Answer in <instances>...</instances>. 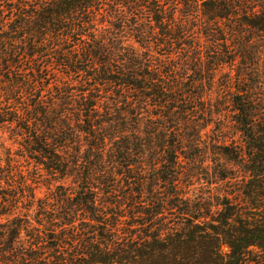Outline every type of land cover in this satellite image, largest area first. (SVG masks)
<instances>
[{
  "label": "trees",
  "instance_id": "trees-1",
  "mask_svg": "<svg viewBox=\"0 0 264 264\" xmlns=\"http://www.w3.org/2000/svg\"><path fill=\"white\" fill-rule=\"evenodd\" d=\"M211 125L264 204V0H0V264H264V213L180 190Z\"/></svg>",
  "mask_w": 264,
  "mask_h": 264
},
{
  "label": "rangeland",
  "instance_id": "rangeland-1",
  "mask_svg": "<svg viewBox=\"0 0 264 264\" xmlns=\"http://www.w3.org/2000/svg\"><path fill=\"white\" fill-rule=\"evenodd\" d=\"M163 53V52H160ZM228 70V67H224L221 70L222 75L217 73L214 82L207 83L203 85L204 88V98L206 100L214 101L218 96H220L225 102L226 106L229 107V91L228 83L224 76V72ZM234 86H237L235 84ZM212 129L211 127H202V129L195 132L199 134L200 140L198 148H196V153L202 152L201 157H194V160H185V169L182 174L179 175V187L184 193L190 195L192 199L210 198L212 201L222 200V198L232 202L235 205L234 210L230 211V216L234 220H238L237 217L241 218L245 222L251 225L260 224L256 219L263 216L264 210H260L264 207V204L258 201V195L252 188H246L244 183L240 182L242 177L236 171L227 169L223 164H228L230 166L235 165L236 162L231 159L233 155L223 156L224 152L223 145L212 141ZM229 143V142H228ZM231 150L234 149V144L229 145ZM194 152V151H193ZM0 159L4 164L5 156L0 149ZM222 175L228 176L227 179H222ZM162 176V175H160ZM146 180L150 183L153 182L152 173H148L145 176ZM152 178V179H151ZM161 178V177H160ZM163 178V177H162ZM244 180V179H243ZM161 192L170 191L171 187L167 185H162ZM45 187L39 185L36 188L37 194L42 196L45 193ZM165 191V192H166ZM168 222H172L176 219V215L167 214L164 216ZM126 225L130 222L129 211L126 208ZM224 247V251H226Z\"/></svg>",
  "mask_w": 264,
  "mask_h": 264
}]
</instances>
